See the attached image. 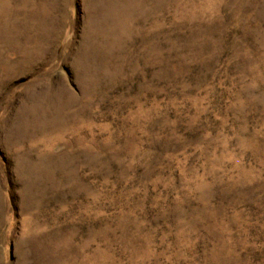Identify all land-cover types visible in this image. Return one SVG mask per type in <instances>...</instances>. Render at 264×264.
Masks as SVG:
<instances>
[{
    "label": "rangeland",
    "instance_id": "obj_1",
    "mask_svg": "<svg viewBox=\"0 0 264 264\" xmlns=\"http://www.w3.org/2000/svg\"><path fill=\"white\" fill-rule=\"evenodd\" d=\"M0 264H264V0H0Z\"/></svg>",
    "mask_w": 264,
    "mask_h": 264
}]
</instances>
